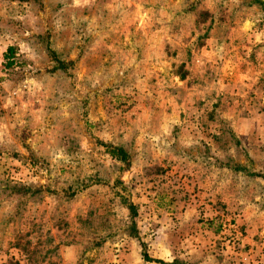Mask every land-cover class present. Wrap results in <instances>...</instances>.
<instances>
[{
	"label": "rangeland",
	"instance_id": "rangeland-1",
	"mask_svg": "<svg viewBox=\"0 0 264 264\" xmlns=\"http://www.w3.org/2000/svg\"><path fill=\"white\" fill-rule=\"evenodd\" d=\"M175 263L264 264V0H0V264Z\"/></svg>",
	"mask_w": 264,
	"mask_h": 264
},
{
	"label": "trees",
	"instance_id": "trees-1",
	"mask_svg": "<svg viewBox=\"0 0 264 264\" xmlns=\"http://www.w3.org/2000/svg\"><path fill=\"white\" fill-rule=\"evenodd\" d=\"M15 1L29 2V1H36V0H15ZM9 51H10V55L7 57V59L9 60L8 62L12 63L11 56H12L13 50L10 48ZM52 56L54 58V61L57 63L56 69L67 70L68 65L65 64L63 61L59 60V58L57 57V55L54 51H52ZM11 65H13V64H8V66H10V67H11ZM182 78L184 79L185 76L183 75ZM104 147L106 148L107 154L112 159H114L116 162L121 163V165L125 169H128L131 167V163H132L131 162V156H130L129 152H127L123 147L109 145V144H105ZM240 170H243V169H240ZM127 208L130 211V214L132 215V217L135 218L137 216L136 207L133 204H128ZM146 259L151 260L149 258V256H147V255H146ZM175 264H178V263H175Z\"/></svg>",
	"mask_w": 264,
	"mask_h": 264
}]
</instances>
